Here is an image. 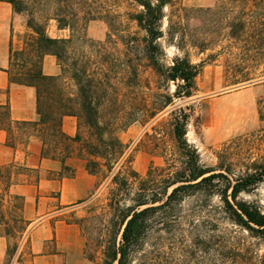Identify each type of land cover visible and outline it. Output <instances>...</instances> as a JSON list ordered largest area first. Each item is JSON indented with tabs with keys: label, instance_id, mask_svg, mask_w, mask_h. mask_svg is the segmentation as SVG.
I'll return each mask as SVG.
<instances>
[{
	"label": "trees",
	"instance_id": "16d2710c",
	"mask_svg": "<svg viewBox=\"0 0 264 264\" xmlns=\"http://www.w3.org/2000/svg\"><path fill=\"white\" fill-rule=\"evenodd\" d=\"M130 1L135 9L127 13V19L143 35L141 47L136 43L137 37L122 36L127 39L123 43L124 51L131 53L140 49L147 66L158 78L175 86L171 97L162 96L164 101L160 105L145 110L148 119H153L171 104L172 99L192 96L201 66L192 64L186 52L182 57H173L167 65L160 40L166 38L167 44L179 51L187 44L202 51L207 44L204 40L189 38L184 23L187 11L177 0ZM0 2L26 18L27 32L23 34L22 46L13 48L12 43L9 44L8 67L4 71L10 83L34 89L37 116L35 121L13 122L7 104L0 105V131L6 133L5 146L14 149L22 144L26 147L31 140H36L41 145L40 158L61 163L58 179L74 176L73 170L64 163L66 159L77 158L83 161L89 175L108 179L112 186L106 209L97 216L99 237L92 248L86 240L82 249L84 259L91 260L89 249L100 252L102 264H132L135 260L139 264H159L157 251L147 260L144 246L151 238L157 248L164 233L173 244L185 245L194 238L196 245L204 246L208 264H239V249L226 234H218L217 221L210 215L214 197L219 199L221 205L217 209L227 220L264 239V213L255 205L238 200L241 193H249L264 180V163L252 164L236 177L228 170L201 165L198 152L186 140L187 109L178 108L170 115L176 159L167 160L163 168H150L143 176L131 169L128 158H124L127 145L109 134L108 124L100 122L102 109L110 114L117 111V103L106 101L111 85L106 79L94 77L95 72L88 67L91 62L85 59L83 50L79 57L71 56L72 36L81 28L83 20L93 18L91 9L80 17L83 0ZM222 3L228 37L243 42V58L252 66L261 65L260 76H264V0H221ZM103 17L109 20V33L116 32L115 18L108 13ZM164 20L166 27L163 29ZM50 21L58 31L68 30L70 37L49 36L46 25ZM252 51L255 54H251ZM47 55L55 58L60 69L58 76L43 74L42 61ZM64 74L73 82L74 93L65 92ZM251 79L249 74H244L235 83ZM64 117L75 119L74 136L63 132ZM30 173L32 171L23 166L0 167V238L20 239L29 225L20 214L23 198L9 191L11 186L22 182L20 176L30 178ZM32 176L37 182L38 175ZM7 200L13 201L9 210L4 209ZM187 200H191V206L183 212ZM90 223L89 218H84L77 226L84 231ZM199 225L205 227L204 235L195 233Z\"/></svg>",
	"mask_w": 264,
	"mask_h": 264
},
{
	"label": "rangeland",
	"instance_id": "374dc122",
	"mask_svg": "<svg viewBox=\"0 0 264 264\" xmlns=\"http://www.w3.org/2000/svg\"><path fill=\"white\" fill-rule=\"evenodd\" d=\"M85 1L81 4L83 7H80L79 15L83 17V13L91 9L93 18L83 20L81 28L72 36L71 56L79 57L83 50L85 59L88 58L92 64L88 67L95 72L94 77L106 79L111 85L112 89H107L106 101L117 103V111L110 114L102 109L99 113L100 122L108 124L109 134L127 145L124 158H128L133 171L143 176L150 168H163L167 160L176 159L170 115L178 108H185L189 113L186 140L196 149L200 164L204 167L228 170L232 177H236L252 164L264 163V76H260L263 69L261 65L252 66L251 62L243 58V42H235L228 37L226 18L222 11L226 2L221 5V0H177L187 11L184 23L189 38L204 40L207 46L201 51L187 44L179 51L168 45L166 38L160 40L167 65L173 57H182L186 52L192 64L201 66L194 81L192 96L172 99L171 104L156 117L148 119L145 110L160 105L164 101L162 96L171 97L175 86L172 82L165 83L158 78L147 66L140 49L131 53L124 51L123 43L127 39L122 36L137 37L136 43L141 47L140 38L143 34L127 19V13L133 12L135 6L130 0ZM106 13L115 18L116 32L109 33V20L103 17ZM20 21L25 25L26 18L20 15ZM165 27L164 20L163 29ZM26 32L27 29L16 35L13 48L22 46L23 34ZM46 33L55 38L70 37L68 30L58 31L53 21L47 23ZM251 54L255 53L252 51ZM244 74H249L252 79L235 83ZM62 79L65 92L74 93L69 75L64 74ZM249 82L253 83L247 85ZM17 146L25 148L22 144ZM95 178V193L65 214L64 218L61 217L76 226L84 218L91 220L84 231L79 230L83 241L81 250L87 239L92 248L99 237L97 216L104 213L112 189L108 179ZM238 200L253 204L264 213V180L249 193H241ZM12 203L9 200L4 202V209L9 210ZM220 205L219 199L214 197L210 215L217 221L218 234H226L239 249V264H264V239L257 233L232 224L217 209ZM190 206L191 200H187L183 212ZM20 214L23 218V213ZM28 232L29 227L20 239L4 238L6 245L0 256V264H102L100 252L89 249V256H92L90 261L84 259L81 252L61 258H43L47 253L54 252L53 241L35 252L27 238ZM205 232V227L199 225L195 233L204 235ZM162 237L157 248L153 246L151 238L147 240L144 246L147 260L153 258L157 251L156 261L159 264H208L204 246L196 245L194 238L180 245L171 243L167 234L163 233ZM132 264L139 262L135 260Z\"/></svg>",
	"mask_w": 264,
	"mask_h": 264
},
{
	"label": "crops",
	"instance_id": "0c3cea01",
	"mask_svg": "<svg viewBox=\"0 0 264 264\" xmlns=\"http://www.w3.org/2000/svg\"><path fill=\"white\" fill-rule=\"evenodd\" d=\"M26 29V24L23 25L20 21V15L13 13L8 4L0 2V105L7 104L13 122H31L37 119L34 89L10 83L4 71L8 67L9 44L13 45L16 35L22 34ZM42 72L47 76L60 74L53 56L43 58ZM62 130L68 136H74L75 119L64 117ZM5 139L6 133L0 131V167L23 166L31 170V174L38 175L37 182H34V176H20L22 182L11 186L9 191L10 194L23 198L22 213L29 224L27 238L31 249L39 252L47 242L53 241L54 252L47 253L43 258L67 257L76 252L82 254L83 241L79 228L61 217L64 218L65 214L95 193L96 178L84 170L82 160L69 158L64 165L73 170L74 176L58 179L61 163L40 158L41 145L38 141L31 140L25 148L17 146L12 149L5 146ZM79 202L81 203L77 204ZM5 245L6 240L0 238V256Z\"/></svg>",
	"mask_w": 264,
	"mask_h": 264
},
{
	"label": "water",
	"instance_id": "95a60500",
	"mask_svg": "<svg viewBox=\"0 0 264 264\" xmlns=\"http://www.w3.org/2000/svg\"><path fill=\"white\" fill-rule=\"evenodd\" d=\"M253 82H249L247 85H250V84H252Z\"/></svg>",
	"mask_w": 264,
	"mask_h": 264
}]
</instances>
